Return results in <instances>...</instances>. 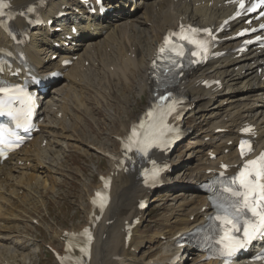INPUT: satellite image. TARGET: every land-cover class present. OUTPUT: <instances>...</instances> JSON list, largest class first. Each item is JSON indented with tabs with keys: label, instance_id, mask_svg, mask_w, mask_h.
I'll use <instances>...</instances> for the list:
<instances>
[{
	"label": "bare ground",
	"instance_id": "obj_1",
	"mask_svg": "<svg viewBox=\"0 0 264 264\" xmlns=\"http://www.w3.org/2000/svg\"><path fill=\"white\" fill-rule=\"evenodd\" d=\"M11 1L22 12L38 0ZM47 1L49 5L42 9L46 23L53 18L56 22L54 27L59 26L57 13L63 10L67 12L63 24L68 27L75 24L82 32L76 46L70 45L62 48L64 57L79 55V58L69 67L64 80L41 97V102H43L41 110L45 117L42 135L38 134L29 146L21 148L20 151L11 155L9 160L0 163V208L5 206V209L0 212V217L7 216L9 220L15 218L12 198H16V195L10 187L18 193L21 188L26 189L25 194L19 195L20 200L15 202L18 204L22 199L24 200V197L29 198L31 193H41L39 188H46L47 184L50 185L46 179L48 171L54 173L52 178L56 181L55 171L61 160V152L63 149L67 150L66 146L62 145L67 144L63 135L77 142H84L88 147L92 146V149L98 150L97 152L105 158L109 165V169L100 174H108L112 171L115 173L111 202L95 228L97 238L93 248L92 264H129V262L133 264L134 262L171 264L173 256L181 252L177 245L179 241H182V237L204 224L207 216L213 212L207 194L201 191V185L210 176L215 175L220 161H237L235 146L229 145V142L239 137V130L244 122L248 121L257 125L259 129L257 143L259 146H264V49L261 51L251 49L238 55L233 51L240 40L223 42L219 50H226L225 56L214 59L205 66L185 71L184 76L174 84L173 90L186 99L188 106H197L183 118L182 123L188 130H195L199 125L200 129L194 133L192 138L196 139L192 141V144L186 145V150L194 151L193 154L190 153L194 157L191 159L192 162L194 161L191 172L181 171L175 176H169L170 172H168L167 177L169 178L166 180L167 186L172 189L189 188L191 196L184 203L173 206L174 210H172L167 228L153 234L157 239L150 241L151 245L150 243L147 245L140 258L136 254L125 255L124 250H121L118 256H114V252L122 246L117 242L115 249L112 247L116 243L117 225L124 218L130 219L131 222L137 217L141 219L143 210L138 207V204L141 199H147L151 192L140 183L139 168L143 164L131 160L125 166L123 165L126 168L122 167V170L116 172L118 165L115 157L119 158L121 155L120 139L126 135L131 123L137 121L142 112L136 117H134L135 114L131 115L126 121L121 120L120 127L112 137L115 140L112 149L99 148L88 143L86 138L83 140L75 134L68 133L67 127L70 126L67 124L66 115L73 120V126L72 112H78L79 108L75 103L82 97L84 88L89 90L98 88L97 91H100L101 88H109L112 85L117 91L122 92L125 91L127 78L130 79L129 83L137 88L141 100L147 92V104L143 108L144 111L156 98L155 93L159 95L162 93L150 81L148 66L158 43L168 28L176 27L180 22L187 21L201 26L218 25L233 11L234 6L226 4L228 0H137L135 3H130L128 0H106V5L110 10L101 18L98 14H88L81 0ZM77 8H80V12H76ZM13 24L17 30L29 31L30 41L26 45H16L0 27V48L6 47L12 52H25L28 61L39 70L58 66V61L51 60L52 54L56 52L52 50L51 36L57 35L56 31H51L47 26L32 27L21 17H17ZM232 25L233 30L227 34L237 32L244 23L242 19H237ZM132 51L136 52L135 57L130 56ZM87 60L89 65L85 69ZM112 65L117 66L116 70L111 69ZM259 68H262L261 73H259ZM213 78L219 79L220 82L208 88L202 86V81ZM102 79L106 81L102 83ZM195 93L197 95H194ZM86 99L89 101L86 108L90 109L87 114H91L97 103L92 100V97ZM215 99L217 103L211 107L209 114L199 119V115ZM103 101L118 103L120 106L130 104L126 99H121L119 103L117 99L109 95H105ZM56 104L58 109L54 110ZM230 108L234 110L231 111ZM60 110L64 111L62 116L58 114ZM190 120H192L191 124ZM79 134L82 136L86 133L83 130ZM42 136L49 138L46 145L42 144L44 139L39 141ZM225 148H228V153H225ZM212 153H217L216 158L211 157ZM163 159L166 164L168 162L171 164V170H175L182 161V159H169V157H163ZM59 174H61L60 171ZM38 180L42 181L40 187L37 186L36 191H31V189H36L35 184ZM103 182L105 183L106 180ZM43 183L46 186H43ZM99 185L100 181L87 194L89 208L84 211L87 220L90 214L91 196ZM169 195L172 197L171 200H175L178 196L172 192ZM31 198L34 199L33 196ZM154 200L156 198L151 199V201ZM102 202L106 201L101 200ZM103 208L104 206L101 205L99 209L103 210ZM50 228L54 229L48 226L49 230ZM63 231L64 229L54 231L61 241L57 247H60V250H62L65 239L62 237ZM136 234L133 230L132 236ZM10 239V236L0 234V262L21 264L18 259L21 258L22 262L27 263L28 256L9 245ZM202 256L196 253L195 260L193 258L191 263H187L189 258H186L180 264H216L214 261L201 263ZM244 260L245 258L241 262Z\"/></svg>",
	"mask_w": 264,
	"mask_h": 264
},
{
	"label": "rangeland",
	"instance_id": "obj_2",
	"mask_svg": "<svg viewBox=\"0 0 264 264\" xmlns=\"http://www.w3.org/2000/svg\"><path fill=\"white\" fill-rule=\"evenodd\" d=\"M105 81L106 79L101 80L102 83ZM129 82L130 79L127 78L125 80V91L122 92L117 91L116 87L112 85H110L109 88H101L100 91H97L98 88H91L90 90L84 88L82 90V97L79 98L75 103L79 108L78 112H72V116L74 117L73 126V120L70 119L69 115L66 118L68 121L67 124L70 126L67 127V129H69L68 133L75 134L81 139L86 138L88 143H91L99 148L112 149L115 144V140L112 137H114V132L120 127L121 120L126 121L128 117L134 114V117L138 116L141 113L143 104L147 103V92L142 96L141 100L139 98L137 88H134V86ZM90 93L92 96H90ZM105 95H109L117 99L119 103L121 99H126L130 104L120 106L118 103H112L111 101L104 102L103 99L105 98ZM89 97H92V100L97 103V105H94L91 114H87L90 112V109L86 108L87 104L89 103L86 98ZM212 102L217 103V100L215 99ZM212 106L209 105V107L199 115V119H203L204 116H207L205 112H210L212 110ZM73 128L76 129V131H74ZM82 129L87 134V136L86 134H83L82 136L79 134V132H83ZM192 135L193 133L191 136L187 137L190 140H187L185 143H182L178 148L175 149L173 156L179 154L182 152V150L183 152L178 155V157L175 156L173 158H177L178 160L182 159L183 157L186 161L190 159L188 154L189 151L186 150V145H190L192 143L190 142L194 139L190 138L193 137ZM62 137L68 144V147L67 144H62L63 146H66L65 148H67V150L63 149L61 152V160L60 163L57 164V171H55V176L57 177L56 181L52 178L54 173H52V171H48L46 179H48V183L50 182V185H48L46 182V188H39L41 194L37 195L34 198L35 200L31 198L33 196L31 193L29 198L24 197V200L22 199L18 204L14 203L13 205L16 208V210H13V212L15 213L18 211L19 217L29 218L31 215H38L40 217L42 216L43 218V229L40 230L41 232L37 235V239L35 240V242L39 243L40 246L37 248L36 244H34L29 248V252H33L31 264H54L55 260L53 259L52 255L49 252H46V243L53 238V231L65 228H72L73 230L77 231L81 228V225L86 222L87 218V215H85L84 211L89 208L87 194L91 188L96 183H98L97 175L109 169V165L107 164L105 158L97 152L98 150L92 149V146L88 147V145L84 144V142H77L63 135ZM183 144L185 145L183 146ZM190 153L193 154L194 151ZM168 157L169 159H173L170 158V156ZM181 162H184L183 159ZM187 166L188 164H183L173 174H177L179 171L183 172ZM59 171L61 174H59ZM30 179L34 178L30 177ZM41 183L42 181L38 180V182L35 184L36 189H31V191H36L38 189L37 186L40 187ZM10 188L15 191V195L17 197L18 192H16L13 187ZM169 192V189L167 186H165L159 188L151 195L149 193L150 196H148L149 201L151 202L150 205L157 201L156 204H158V207L151 206L150 209L145 211V215L144 211H142L143 217L139 222V224L142 222L140 224V229L139 224L133 229L137 234L132 236L129 246L126 245L125 234H123L122 228L127 220H129L130 223L131 221L128 218L121 220V222L116 227V243L112 247L115 249L117 242L122 244V246L119 250L114 252V256H118L121 250L125 251V255H130L128 249L133 246L138 234L139 238L135 247L140 250V252H137V250H131V253L136 254L137 256L140 255L142 251L146 249V244L148 241L150 243V241L157 239V237L153 236L150 240V236L153 233H159L166 229L171 217V210L167 208V205L175 202L170 199L171 196L169 195ZM19 198L20 196L17 197L18 201L20 200ZM152 198H156V200L151 201L150 199ZM179 202H181V200L178 199L177 203ZM21 205L23 209L22 211H20ZM17 207L19 208L17 209ZM48 226L54 227V229L50 228L49 230ZM24 232L30 235L28 229H25ZM31 234H34V232ZM32 236L34 237L35 235ZM54 239L53 245L58 247V240L57 238ZM18 259L20 261L19 263L27 264L22 262L21 258Z\"/></svg>",
	"mask_w": 264,
	"mask_h": 264
},
{
	"label": "snow or ice",
	"instance_id": "obj_3",
	"mask_svg": "<svg viewBox=\"0 0 264 264\" xmlns=\"http://www.w3.org/2000/svg\"><path fill=\"white\" fill-rule=\"evenodd\" d=\"M3 6V0H0V7ZM243 6V5H242ZM183 30V29H182ZM167 43V40H166ZM164 51V48H161V52ZM4 91L3 89H0V92ZM242 154H243V144H242ZM261 161H264V154L260 157ZM257 161H249L244 165V171H241L238 176L232 181L233 184H239V187L241 189H251L254 186V183L259 181L261 179L262 172H264V164L261 165V171H257L253 168V170L249 171V167L256 165ZM260 188L264 189V184L259 185ZM99 195V194H98ZM235 195L239 196L241 198V203L243 204V207L248 208V211L253 215V217H259V226L253 225V233L255 234L257 231L260 230L261 227H264V213L257 212L254 208H249L247 204L248 195L245 191H238L235 193ZM255 201V196H254ZM219 219V217H217ZM227 224H229L231 227L235 228L236 226L232 223L231 220L226 221ZM238 232H240L244 237L249 238V232L247 227L241 229H237ZM247 243V240L244 241H236L235 246L232 245H225L226 252L225 255H231L232 252H234L237 248L243 247Z\"/></svg>",
	"mask_w": 264,
	"mask_h": 264
}]
</instances>
